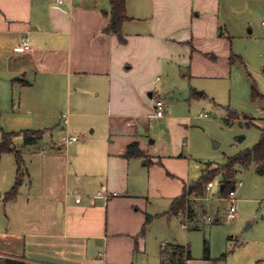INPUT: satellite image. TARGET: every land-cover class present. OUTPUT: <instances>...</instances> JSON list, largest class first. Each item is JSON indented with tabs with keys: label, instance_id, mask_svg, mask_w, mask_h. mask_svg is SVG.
Masks as SVG:
<instances>
[{
	"label": "crops",
	"instance_id": "obj_1",
	"mask_svg": "<svg viewBox=\"0 0 264 264\" xmlns=\"http://www.w3.org/2000/svg\"><path fill=\"white\" fill-rule=\"evenodd\" d=\"M233 1L171 0L165 8L160 0H126L129 19L121 41L105 31L108 0H0V85L16 89L12 106L29 114L23 115L27 122L58 106L64 112L57 136L77 137L63 146L58 140L45 143L42 129L18 130L43 134L33 145L18 136L26 187L15 199L3 200L0 256L24 264H133L145 252L141 228L151 215L149 196L170 206L190 182L182 151L166 152L155 134L168 119L155 116V99L168 106L165 90L155 86L169 68L181 71L180 63L187 64L183 77L230 74L231 54L241 57L232 52L221 24L232 14ZM142 18L150 23L132 31L128 24ZM171 24L186 29L174 37L166 31ZM25 35L29 49L21 50ZM134 142L142 157L125 155ZM207 163L216 164L208 161L203 169ZM174 245L160 244L159 264L162 247L170 257ZM184 264H192L190 257Z\"/></svg>",
	"mask_w": 264,
	"mask_h": 264
},
{
	"label": "rangeland",
	"instance_id": "obj_2",
	"mask_svg": "<svg viewBox=\"0 0 264 264\" xmlns=\"http://www.w3.org/2000/svg\"><path fill=\"white\" fill-rule=\"evenodd\" d=\"M164 1L160 0L159 4L166 8L171 0ZM233 2L232 14L227 18L226 24H221L223 31L230 36L232 52L241 57V60L236 59L233 63L230 74L213 78L183 77L182 73L188 71L187 64L180 63L181 71L178 66L169 68L167 78L163 76L164 81L162 79L163 82H158L155 86H162L165 90L162 97L168 104L164 113V118L168 119L158 126L155 134H158L159 139L163 138L161 147L166 152L178 154L182 151L186 163L190 165L186 176L190 181L198 179L204 163H223L226 157L251 149L260 137V128L264 127V24L261 23L264 21V0ZM149 23V19L142 18L140 21H131L128 26L132 31L138 27L137 31ZM172 25L174 24L171 27ZM175 25L166 31L177 37L184 31L179 28H185L186 24ZM134 48L135 44L132 50L129 48L133 57L136 55ZM252 83L261 95L254 100L250 98ZM184 86L187 88L186 93ZM189 86L194 90L190 91ZM153 90L155 93L154 88ZM16 95L15 88L11 91L4 90L0 85L2 130L18 131L31 126L44 130L45 143L57 141L62 125L61 114L64 111L59 110L58 106L48 108L46 111H50L49 114H41L38 119L27 122L23 115L29 114H22V109L16 111L12 106L11 98ZM144 96L148 99L147 92ZM229 111L253 118L255 126H245L242 117L228 121ZM15 114L19 116L14 118ZM19 138L14 139L17 148L21 141ZM24 154L26 155L25 152ZM176 164L179 168V163ZM14 174L13 154L3 153L0 158V193L5 187L7 189L10 181H14ZM235 182L236 210L232 220L226 219L230 201L219 195L218 175L212 180L213 187L205 189L201 204L204 214H200L198 222L186 220L183 215L169 216L166 213L169 203H164L156 196H149L147 209L152 220L143 235L145 252L139 253L133 264H159L158 252L163 242L188 247L192 264H255L257 260L261 263L264 258V171L254 163L248 167L239 166ZM25 187L23 182L20 188ZM2 197L0 194V231L6 227ZM205 247L209 251L208 260L203 258Z\"/></svg>",
	"mask_w": 264,
	"mask_h": 264
},
{
	"label": "trees",
	"instance_id": "obj_3",
	"mask_svg": "<svg viewBox=\"0 0 264 264\" xmlns=\"http://www.w3.org/2000/svg\"><path fill=\"white\" fill-rule=\"evenodd\" d=\"M109 10L105 14L109 18V23L105 28L106 32L112 33L119 40H124L121 32L122 24L128 20L126 12V0H108ZM238 56L232 55L229 58L230 63H234ZM19 81V79H14ZM261 96L254 83L251 85L250 98L254 100L256 97ZM245 120V126H255L253 118L247 115H238L235 112L229 111L228 121L238 120L240 118ZM43 131L37 130H21V131H4L0 128V158L3 153H12L15 162V180L13 186L9 191L3 195L5 202L11 201L16 198L19 188L22 184L25 172L24 161L21 154V150L17 148L14 143V139L18 136L22 137L24 145L36 144L41 138ZM125 155L127 157H142V153L138 148L136 142L130 144ZM256 164L261 171H264V127L260 129V137L251 149H244L234 156L226 157L223 163H216L213 166L212 163H207L201 172L198 179L190 181L183 187L181 194L175 197L167 211L169 216H177L183 214L186 220H200V214H204V210H201L200 199L205 197V185L208 182H212L215 176H219V195L222 198H227L229 192L235 188V175L237 173V167H248L251 164ZM152 220L151 215H145V220L141 228V233L145 231L146 225ZM197 227V226H196ZM174 253H170V257L167 251L162 247L161 249V264H167L169 261L171 264H184L185 258L189 257L188 247L181 245H174ZM204 258L209 259L208 248L205 247ZM224 256V254L222 255ZM0 264H24V261L18 257L0 256Z\"/></svg>",
	"mask_w": 264,
	"mask_h": 264
},
{
	"label": "built area",
	"instance_id": "obj_4",
	"mask_svg": "<svg viewBox=\"0 0 264 264\" xmlns=\"http://www.w3.org/2000/svg\"><path fill=\"white\" fill-rule=\"evenodd\" d=\"M63 1L64 0H55L56 4H61ZM262 23L264 24V21ZM20 42H21V48H20L21 50H28L29 49V39H28V37L26 35L21 37ZM154 109H155V116H157V117H162L163 116V114L165 112V109H166V105H165V102L163 101V99H161V98L155 99V101H154ZM200 116H203V114H200ZM64 122L66 123V119L64 120ZM76 141H77V137L74 136V135L63 134V135H61L58 138L59 144H61L63 146L75 143ZM212 185H213L212 182H208L205 185V189L206 190H210ZM235 192H236V190L234 188L233 190H231L229 192V195L227 197L229 199V201H230V206H229V209H228V213L226 214V219L227 220H232L235 217V210H236L235 204H234V202H235V198H234ZM75 200L79 201V198L75 197ZM259 264H264V258L262 259V262L259 263Z\"/></svg>",
	"mask_w": 264,
	"mask_h": 264
}]
</instances>
